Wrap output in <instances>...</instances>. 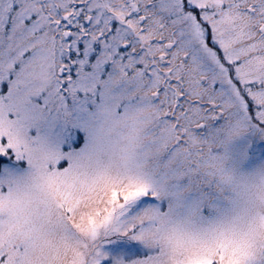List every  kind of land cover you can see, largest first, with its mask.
I'll use <instances>...</instances> for the list:
<instances>
[{
  "label": "snow or ice",
  "instance_id": "6c2138e0",
  "mask_svg": "<svg viewBox=\"0 0 264 264\" xmlns=\"http://www.w3.org/2000/svg\"><path fill=\"white\" fill-rule=\"evenodd\" d=\"M0 264H264V0H0Z\"/></svg>",
  "mask_w": 264,
  "mask_h": 264
}]
</instances>
